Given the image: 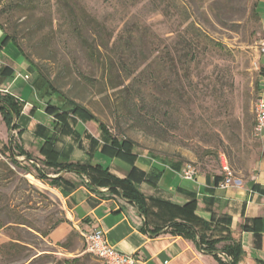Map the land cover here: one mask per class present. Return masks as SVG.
Masks as SVG:
<instances>
[{"label": "rangeland", "instance_id": "1", "mask_svg": "<svg viewBox=\"0 0 264 264\" xmlns=\"http://www.w3.org/2000/svg\"><path fill=\"white\" fill-rule=\"evenodd\" d=\"M77 1L89 15L103 23L105 40L109 34L125 33L132 37V51L138 65L133 84L145 93L153 94V90L150 83L140 79L142 69L154 56L160 65L165 60L164 53L168 51L173 56L171 49L179 47L181 33L188 24H194L202 32V41L211 43L192 62L190 79L178 71L171 74L178 78L173 86L181 92L176 110L168 119H163L165 113L160 110L157 117L165 121L149 131L118 105L119 94L107 85L101 64L87 57L65 16L59 18L60 5L54 0H39L37 7L30 0H0V24L14 36L31 61H26L32 78L27 83L32 93L30 100L34 101L33 87H37L39 104L43 105L45 100H41V93L46 85L37 76L36 68L56 89L90 109L113 134L134 142L125 148L157 159L192 162L199 173L222 174L226 163L236 182L250 178L261 149L253 127L257 98L263 96L264 76V28L257 12V0ZM50 19H53L52 27ZM176 59L173 61L177 65ZM160 74L162 79L168 76ZM36 76L39 86L32 83ZM123 77L119 72L117 81L126 85L130 79L125 81ZM146 84L149 86L144 87ZM46 117L44 110L36 111V119L44 121ZM3 122L0 114V244L20 239L32 255L53 252L54 248L35 229H49L54 221L64 218L63 202L51 186L50 178L72 171L32 148L30 133L25 139L31 147L27 153L33 160L26 162L23 156H17L19 165L12 164L7 151L9 133ZM80 127L87 135H102L95 122L88 121ZM11 135L19 144L15 131ZM101 158L106 159L103 155ZM32 161L38 162L48 177L36 178ZM90 174L96 180L103 177ZM72 239L73 235L68 241ZM81 244L86 250L83 241ZM50 254V260L60 258ZM80 258V264H106L87 251L75 260ZM22 261L6 262L0 257V264ZM47 261L38 259L36 263Z\"/></svg>", "mask_w": 264, "mask_h": 264}, {"label": "crops", "instance_id": "2", "mask_svg": "<svg viewBox=\"0 0 264 264\" xmlns=\"http://www.w3.org/2000/svg\"><path fill=\"white\" fill-rule=\"evenodd\" d=\"M256 8L264 28V0H257ZM28 70L21 52L11 40H5L0 29V93H7L22 104L14 130L18 145L27 152L31 147L39 152L44 140L52 136L59 160L100 165L111 175L128 178L145 197L147 207L143 216L132 202L107 187H95L83 175L63 173L53 187L63 202L64 218L45 237L53 252L43 253H54L61 259L74 260L69 264H80L81 258H75L86 253L81 244H85L83 234L99 227L116 250L134 256V264H219L196 239L169 231L170 222L189 215L209 222L215 236L224 233L225 228L230 230L244 250L238 264H264V137L260 139L257 166L247 180L225 188L219 185L223 175L218 173L198 172L193 181L183 180L175 173L184 164L180 161L135 151L126 156L115 155L103 134L97 137L82 131L80 126L85 122L69 121L70 131L55 132L50 114L44 111L45 120L36 119V111L44 108L39 104L37 87L32 90L34 101L30 100L32 93L27 83L32 78ZM262 70L264 75V54ZM36 79L37 76L33 85L37 84ZM261 85L264 97V76ZM27 133L33 138L31 147L25 139ZM190 201L194 207L189 211L184 206ZM153 228L161 231L152 235L149 230ZM71 235L73 239L67 241ZM63 242L66 243L62 247Z\"/></svg>", "mask_w": 264, "mask_h": 264}, {"label": "trees", "instance_id": "3", "mask_svg": "<svg viewBox=\"0 0 264 264\" xmlns=\"http://www.w3.org/2000/svg\"><path fill=\"white\" fill-rule=\"evenodd\" d=\"M30 1L34 3L35 7L40 5L39 0ZM54 1L58 6L60 5L58 11H60L62 17L60 15L59 18L65 16L69 23H71L72 33L80 42L87 57L90 60L97 61V63L101 64L107 85L112 89H116L119 94L117 101L121 109L128 115H131V118H133L137 124H140L142 127L144 126V128L149 131L151 130V127L157 126L160 122L165 121H161L157 117V113H159L160 110L163 111V114L165 113L163 119L170 118V115L176 110V108H174L175 103L178 102L181 97L180 89H175L173 86V83L178 81L176 80L178 78L172 77L171 74L174 71L175 73L178 71L184 78L190 79L191 72L189 71V68L192 62H194L203 49L207 48L211 43L209 41L206 43L205 41H202V32L198 31L199 29H197L194 24H188L184 29L185 34L181 33L179 47L173 50L171 49L173 56L167 51V53L163 54L165 59L163 64L160 65L155 58L157 56H154L153 60L149 61L144 66L139 75L141 76L140 79H142L143 82L150 83L153 90V94L145 93L144 89H141V87H135L133 84L135 78L132 77H134L133 74L136 72L138 65H136L132 51L134 44L132 37L125 33H118V36L109 34L108 40H105V27L103 23L95 16L89 15L84 7H81L80 4H78L77 0ZM52 22L53 19H50L49 25L51 27ZM0 28L5 34V40H11L21 52L24 59L29 61L27 55L14 36L5 31L2 24H0ZM89 35H94L95 38L89 39ZM173 59L178 60L177 65L174 63ZM30 65L33 64L30 63ZM35 71L37 72V76L40 79H43V86L46 85V88H44L41 93V100L45 99L42 107L46 113L52 116V119L53 117L55 118L56 122L51 119V125L55 132H59L63 129L65 132L70 131L69 121L75 122L77 118L82 122L92 121L98 124L105 140L113 146L115 155L126 156L131 152L130 149L125 147L134 145L132 140L120 138L113 134L109 127L98 119L90 109L64 95L36 68ZM119 72L123 73V79L125 81L130 79L126 85L123 84V81H117ZM160 73H166L168 76H165L162 79L160 78ZM169 75L171 77H169ZM147 86L149 85H144V87ZM21 110L22 104L17 99L7 93H0V114L9 133L7 150L9 151L8 158L14 165H19L17 156H23V160L26 162L33 160L27 151L14 142V138H12L11 135V132L17 128L16 119L19 117ZM73 118H75V120ZM20 132L21 130H18L17 134L19 135ZM39 152L46 156L48 160L52 159L55 161V164L57 165L63 163L64 168L67 171H72L85 176L91 185L95 187L104 186L109 190L118 193L123 199L132 202L139 214L146 216L147 207L145 197L128 178H119L111 175L100 165L90 166L78 162H62L59 160V154L53 146L52 136L44 140ZM37 163L35 161L31 162L32 166L36 169V178L43 179L47 175ZM23 167L30 172L28 168L25 166ZM90 172L96 176L99 175L100 177H103L101 180H96ZM60 179V176L50 178L52 183L51 186H57ZM193 207V201L188 202L184 206V208L189 211L192 210ZM62 221V219L56 220L50 225L49 229H35V231L39 233L41 238H45L48 233ZM168 228L173 234L181 235L189 239H196L204 250L217 259L219 264H238L244 255V250L239 239L234 238L231 235L230 230L225 228L224 233L220 232L215 236L213 234L214 230L211 229V224L196 217L193 219L187 215V217H183L181 220L170 222ZM200 229L203 231H200ZM160 231V228L149 230L152 235H156ZM209 231L210 233H208ZM65 243L66 242H63L60 245L63 247ZM51 255L52 254L50 253L32 255L27 249L26 244L20 239H11L0 244V257L6 262L24 260L18 264H37L36 261L38 259L48 260L45 264H69L70 262H74V260L69 261L61 258L50 260L52 258ZM220 255L223 258H221Z\"/></svg>", "mask_w": 264, "mask_h": 264}, {"label": "built area", "instance_id": "4", "mask_svg": "<svg viewBox=\"0 0 264 264\" xmlns=\"http://www.w3.org/2000/svg\"><path fill=\"white\" fill-rule=\"evenodd\" d=\"M264 97L257 98L255 106V124L253 132L259 139L264 137ZM223 179L219 184L221 188L237 183L230 167L226 163L222 166ZM198 168L192 162H185L182 167L175 170L183 180L193 181L198 173ZM86 251L96 258L106 262V264H134L133 255L125 254L116 250L105 238L103 230L99 227L93 228L88 233L83 234Z\"/></svg>", "mask_w": 264, "mask_h": 264}]
</instances>
